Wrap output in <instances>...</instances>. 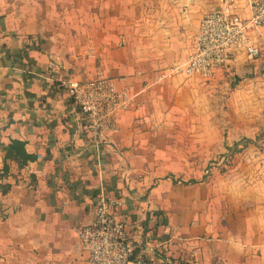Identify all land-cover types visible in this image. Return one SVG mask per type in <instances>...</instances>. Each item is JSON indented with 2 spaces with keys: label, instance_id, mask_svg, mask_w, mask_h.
I'll use <instances>...</instances> for the list:
<instances>
[{
  "label": "crops",
  "instance_id": "crops-1",
  "mask_svg": "<svg viewBox=\"0 0 264 264\" xmlns=\"http://www.w3.org/2000/svg\"><path fill=\"white\" fill-rule=\"evenodd\" d=\"M251 1L238 0L243 16ZM220 3L0 0V264H89L79 230L103 189L123 191L119 217L152 264H264V176L242 161L192 175L174 143L187 136L174 129L178 106L161 101L186 78L205 80L172 71ZM254 65L264 55L239 54L229 69ZM99 73L134 96L100 142L62 83ZM11 139L37 158L6 160Z\"/></svg>",
  "mask_w": 264,
  "mask_h": 264
},
{
  "label": "built area",
  "instance_id": "built-area-1",
  "mask_svg": "<svg viewBox=\"0 0 264 264\" xmlns=\"http://www.w3.org/2000/svg\"><path fill=\"white\" fill-rule=\"evenodd\" d=\"M238 0H221L220 6L207 12L199 24L194 48L188 59L173 69L186 77L211 80L219 70L230 67L239 55L256 60L264 55V0H252L250 15L238 10ZM63 86L84 115L86 128L96 141L103 133L117 128L118 113L134 104V96L117 82L98 74L87 80H64ZM127 206L122 190L103 189L96 195L94 219L79 230V242L88 252L89 264H152L145 253H138L128 223L119 217Z\"/></svg>",
  "mask_w": 264,
  "mask_h": 264
},
{
  "label": "rangeland",
  "instance_id": "rangeland-1",
  "mask_svg": "<svg viewBox=\"0 0 264 264\" xmlns=\"http://www.w3.org/2000/svg\"><path fill=\"white\" fill-rule=\"evenodd\" d=\"M256 66L228 68L211 80L186 78L190 85L161 98L178 106L174 129L187 136L174 143L182 159L194 162L199 170L192 175L224 174L242 161L255 177L264 176V65Z\"/></svg>",
  "mask_w": 264,
  "mask_h": 264
},
{
  "label": "trees",
  "instance_id": "trees-1",
  "mask_svg": "<svg viewBox=\"0 0 264 264\" xmlns=\"http://www.w3.org/2000/svg\"><path fill=\"white\" fill-rule=\"evenodd\" d=\"M264 134V133H263ZM7 152L5 154V159H10L16 161L19 167L26 166L30 161H34L37 157L34 154H30L26 149V143L19 139H11V141L7 144ZM7 164H5L4 168L7 170ZM7 187L2 188V192H7ZM139 250L136 249L133 255V259L139 253Z\"/></svg>",
  "mask_w": 264,
  "mask_h": 264
}]
</instances>
